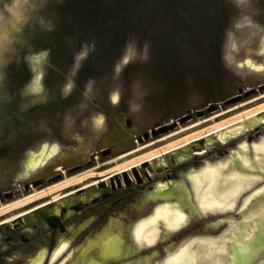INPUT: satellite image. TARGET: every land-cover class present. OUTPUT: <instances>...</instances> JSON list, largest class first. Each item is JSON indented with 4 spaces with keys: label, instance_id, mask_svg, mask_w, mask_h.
<instances>
[{
    "label": "rangeland",
    "instance_id": "rangeland-1",
    "mask_svg": "<svg viewBox=\"0 0 264 264\" xmlns=\"http://www.w3.org/2000/svg\"><path fill=\"white\" fill-rule=\"evenodd\" d=\"M263 142L264 0H0V264H75L113 227L133 250L105 264L228 248Z\"/></svg>",
    "mask_w": 264,
    "mask_h": 264
},
{
    "label": "bare ground",
    "instance_id": "bare-ground-1",
    "mask_svg": "<svg viewBox=\"0 0 264 264\" xmlns=\"http://www.w3.org/2000/svg\"><path fill=\"white\" fill-rule=\"evenodd\" d=\"M43 153H44V150L42 151V153H40L38 155L32 154L30 157L29 164L31 165V164H35V163L39 162L42 158ZM257 155H258V158L264 157V154L261 151H258ZM225 165H227V167L230 168V167L235 166L236 163H235V161L234 162L230 161L229 163H227ZM200 175L201 174H199L197 177H199ZM237 175H239V173H237L236 176ZM207 176L210 178L211 182H213L216 180L217 176H220V174H217L214 172V173H211L210 175H207ZM240 176L241 175H239V177ZM228 180H230V178ZM221 184H222V182H221ZM210 187L207 188L208 192L206 194L201 193L200 187H198L199 190L197 189L198 194H200V196H201V202L203 204H206V205L207 204L208 205L224 204L227 202V201H225L226 196H228L229 194L231 195V193H232V192L225 193L223 195V197H224L223 198L220 196V194L215 193V191ZM224 187H226V186H224ZM158 191L161 192L162 190L159 189ZM155 195H156V193H155ZM261 196L262 195H260V198H258V199L255 198L254 201L251 199V197L247 198L245 200V203H246L245 214L247 215L248 221H245V222L243 221L241 223H238L235 226V229L233 231V235H231L228 238L229 239L228 248H226L225 246L223 247V246L213 245L214 240H200V241L196 242V245L194 243H189V244L183 246L181 249L179 248L180 252H178V250H177V253L175 252L176 254H174V253L171 254L169 256V258L166 260V262L164 261V264H183V262H186V264H264V197L263 196L261 197ZM179 211H180V208H179L178 203H175L172 205H169V204L161 205L157 209L156 216L152 219L156 220L158 217H162V218L164 217L165 221H167L168 223H171V222L173 223V221H172L173 219L180 217ZM191 211H189V212H191ZM190 214H192V213H190ZM227 216L229 217V215H227ZM231 218L235 219L234 217H231ZM237 218H240V217H237ZM225 220H228V219H225ZM149 221H151V220H145V221L141 222L136 227L135 233L139 237L145 236L147 240L152 241L155 238L157 233L155 232L156 228H151L152 230L148 229L147 225H148ZM228 221H227V223H228ZM232 221L234 222L235 220H232ZM211 222H210V225L212 224ZM215 222L217 223V221H215ZM230 222H231V220H230ZM212 225H214V224H212ZM228 226H229V224H228ZM117 230L115 231L114 227H113V230L108 231L106 234L101 236L99 239H96L95 241L90 242L88 247H86L83 250V252L80 255H78V258L75 261V264H105V261L107 260L108 257L110 258L112 256L114 258L117 256V258H118V256H121V255L124 256V254L130 253L133 249H132L131 245L126 246L127 242L125 243V239L123 237L125 235V233L123 232L124 235H122ZM163 236H164V234H163ZM146 239H144V240H146ZM216 239H218V238H216ZM144 240H142V241H144ZM156 240H157V237H156ZM137 243H138V241H137ZM154 250H152V252ZM137 252H139V251H137ZM154 253H155V251H154ZM156 253H158V252H156ZM140 256H141V254H140ZM140 256L138 255V258ZM149 257H147V259ZM152 257H154V254ZM139 259H138V261H136L137 263L134 261L133 262L136 264H141L142 263L141 261L145 260V258H144V260H141V261ZM149 259H151V258H149ZM120 261H121V259H120ZM134 263H129V264H134ZM126 264H127V261H126Z\"/></svg>",
    "mask_w": 264,
    "mask_h": 264
},
{
    "label": "snow or ice",
    "instance_id": "snow-or-ice-1",
    "mask_svg": "<svg viewBox=\"0 0 264 264\" xmlns=\"http://www.w3.org/2000/svg\"><path fill=\"white\" fill-rule=\"evenodd\" d=\"M113 99H114V101H115L116 98L114 97ZM183 264H186V262H183Z\"/></svg>",
    "mask_w": 264,
    "mask_h": 264
}]
</instances>
